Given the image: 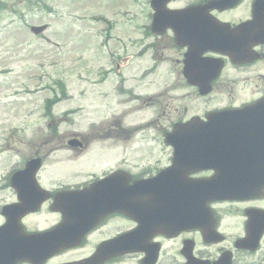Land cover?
I'll list each match as a JSON object with an SVG mask.
<instances>
[{
    "label": "rangeland",
    "instance_id": "1",
    "mask_svg": "<svg viewBox=\"0 0 264 264\" xmlns=\"http://www.w3.org/2000/svg\"><path fill=\"white\" fill-rule=\"evenodd\" d=\"M190 1L175 0L171 5L176 7ZM237 10L220 18L239 22L241 18L248 17L245 9L239 7ZM146 14L147 0H0L1 186L10 169L22 167V162L37 152L43 160L37 175L45 185H49V179L56 182L87 180L88 171L103 174L110 169L113 160L119 158L127 161L124 164L130 165L127 167L138 169L152 164L155 168L160 164L153 161L158 158L164 160L168 151L162 144V128L176 122L184 114L183 111L196 114L205 107L236 102V99H244L256 92L259 79H240L259 76L263 72L262 47H253L259 60L255 68L238 72L224 66L219 83L208 94L199 96L182 79L179 72L182 54L172 50V42L166 36L142 32L141 24L147 22ZM109 23H115L113 34L122 37L108 43L107 48L113 50L114 59L129 53L133 55L124 73L115 79L107 78L112 77L113 72L105 75L111 58L101 44ZM41 24H47L43 33L35 35L29 30L30 26ZM151 64H156L167 73L168 83L162 86L149 83L152 74L146 75L142 71ZM134 76L138 78L137 87L142 95L143 107L134 111L132 119L140 125L131 132L132 135L124 133L122 140L112 138L106 145L105 140L100 139L103 133L96 125L90 129V125L92 122L102 124L105 118L110 119L129 106L122 101L127 96L123 95L120 86ZM170 80L172 83L166 88ZM116 82L119 87L112 91L111 86H115ZM170 87L171 90H166ZM106 95L111 101L105 106ZM146 97L149 99L145 100ZM50 98L57 101L48 112L47 102L53 100ZM191 112L186 114L189 116L193 114ZM88 131L100 140L87 137L85 134ZM148 132V139L152 137L150 141L143 137H148ZM73 135L81 139L82 148L66 146V140ZM138 135L147 140L138 143ZM117 150L120 153L115 156L113 153ZM84 172L88 173L83 174L84 177L79 176ZM14 199L12 188L10 190L6 186L0 189V208ZM49 213L29 214L25 220L32 227L40 222L47 224L56 218V214ZM219 215L224 238L218 246H232V239L239 233L241 206L222 207ZM128 226L122 220L107 223L94 233L78 256L89 254L95 241ZM194 237L197 239L196 252L216 255L218 246L205 247L199 243L198 237ZM176 242L166 244L169 247L163 253L164 259L171 258ZM261 255L236 263L254 264L252 261H258ZM136 258L132 256L121 264H136Z\"/></svg>",
    "mask_w": 264,
    "mask_h": 264
},
{
    "label": "flooded vegetation",
    "instance_id": "2",
    "mask_svg": "<svg viewBox=\"0 0 264 264\" xmlns=\"http://www.w3.org/2000/svg\"><path fill=\"white\" fill-rule=\"evenodd\" d=\"M251 2H252V0H244L240 4L241 9H245V11L248 12V17L247 18L246 17L241 18L242 20L248 19L250 17ZM235 12H238V10L235 9V10L229 11V12H222V13H220V16L221 15H230V14L235 13ZM242 20H240V21H242ZM224 21L229 22L231 24V26H234L235 24L238 23L236 21H231L229 19H224ZM255 46H260L264 49V43H257L255 45H253V47H255ZM253 47L250 50H252L255 53V55L257 56V53ZM256 58L251 59L250 61H244L243 63L237 64V65L230 64V61H228L227 59H224V66H226V67L230 66V67H232V70H234V71L246 72V71L252 70L253 68H255L257 66V64L259 63V60ZM145 74L147 75V72H145ZM258 75L259 76H248V77H245L243 79L242 78L240 79L242 81H247L249 78H251V80L259 79V82L256 84V87H257L256 92L257 93L255 92L252 95H250L251 98L259 95L262 92V90L264 89V70H263V72L259 73ZM225 104L228 105V103H225ZM114 125H115V128L107 134L108 137L122 140L123 139L122 134H124V133L131 134V132L133 131L132 129L127 130L124 126H122L121 121H115ZM143 137H145L147 139L149 138V136L148 137L143 136ZM147 139H145L144 141H146ZM117 168L125 169L126 171L132 172V170L130 168L125 167V166H121V165L120 166L117 165L112 170L117 169ZM113 218H120L122 220L131 222L130 220L126 219L123 216L114 215V216L107 218L105 221V224H107ZM245 218L242 217L240 220V224L238 225L240 233L244 231V227L246 224ZM125 230H127V229H124L123 231H125ZM218 230L223 232V227H219V225H218ZM223 234H224V232H223ZM106 238H109V237H106ZM187 239H192V237H189L184 232H178L176 234H172L169 236H164V235L154 236L150 239V243H152V244L147 242L145 244V246H147L150 249H153V247H155L156 245L158 246L157 247V250H158L157 258H156L155 263H153V264H186V260L183 257L182 251H183L184 242ZM174 240H177V242H176V245L174 246V249L172 250V253H171L172 256L169 260H166L163 258L164 251L169 247V246H166V244L170 243V245H173ZM154 243H157V244H154ZM220 243H222V241H218L216 243H208V245H214L213 247L216 248ZM263 243H264V237H263ZM193 254L198 259L209 260L210 263H208V264H211L216 259L220 260L223 264L226 262L227 258L230 259L231 264H237L236 262L238 260H245L246 258H248L250 256V253L248 251L246 252L243 250H238L236 248H233L232 246H224V245L217 247L215 256L204 255L202 253H198V252H196L195 246H194ZM132 256H136L138 258L136 264H142V258L144 255L141 251L134 252L133 254H130V255H123V256L121 255V256L113 257V258L109 259L104 264H121L123 261H125L126 259H128ZM222 256H224V258H222Z\"/></svg>",
    "mask_w": 264,
    "mask_h": 264
},
{
    "label": "water",
    "instance_id": "3",
    "mask_svg": "<svg viewBox=\"0 0 264 264\" xmlns=\"http://www.w3.org/2000/svg\"><path fill=\"white\" fill-rule=\"evenodd\" d=\"M160 8H162V7H160ZM160 13H161V11H158V15H159ZM43 29H44V27L41 26V27L32 28V31L35 32V33H38V32H40V31H42ZM34 170H35V169H34ZM34 170H33V171H34ZM125 182H126V181H124L122 184H124ZM125 185H126V183H125ZM136 189H137L136 186L130 188L131 191H135ZM127 190H129V188L126 189V191H127Z\"/></svg>",
    "mask_w": 264,
    "mask_h": 264
},
{
    "label": "bare ground",
    "instance_id": "4",
    "mask_svg": "<svg viewBox=\"0 0 264 264\" xmlns=\"http://www.w3.org/2000/svg\"><path fill=\"white\" fill-rule=\"evenodd\" d=\"M188 39H190V40H192V39H194V38H197L198 37V34H196L195 32H189V34H188Z\"/></svg>",
    "mask_w": 264,
    "mask_h": 264
}]
</instances>
